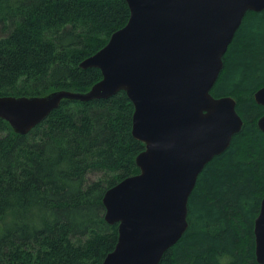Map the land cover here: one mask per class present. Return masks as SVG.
<instances>
[{
	"label": "trees",
	"instance_id": "16d2710c",
	"mask_svg": "<svg viewBox=\"0 0 264 264\" xmlns=\"http://www.w3.org/2000/svg\"><path fill=\"white\" fill-rule=\"evenodd\" d=\"M127 0H0V95L88 91L103 75L80 66L130 18ZM264 9L249 10L211 92L232 95L244 124L199 174L189 226L159 264H261L255 219L264 197ZM125 90L65 98L30 132L0 117V264H102L118 241L107 189L140 171ZM91 174L95 178H91Z\"/></svg>",
	"mask_w": 264,
	"mask_h": 264
},
{
	"label": "water",
	"instance_id": "95a60500",
	"mask_svg": "<svg viewBox=\"0 0 264 264\" xmlns=\"http://www.w3.org/2000/svg\"><path fill=\"white\" fill-rule=\"evenodd\" d=\"M127 2L128 22L80 63L102 71L88 91L0 95V117L26 134L65 98L89 101L125 90L135 107L133 135L145 148L136 158L140 171L104 194L105 218L118 223L119 235L102 264H159L188 229L199 174L243 127L236 98L211 90L245 14L263 10L264 0ZM254 97L264 106V86ZM258 126L264 131V114ZM254 233L264 264V197Z\"/></svg>",
	"mask_w": 264,
	"mask_h": 264
},
{
	"label": "rangeland",
	"instance_id": "374dc122",
	"mask_svg": "<svg viewBox=\"0 0 264 264\" xmlns=\"http://www.w3.org/2000/svg\"><path fill=\"white\" fill-rule=\"evenodd\" d=\"M2 34H3V30H2V27H1V24H0V37L2 36ZM91 178H95V175L91 174Z\"/></svg>",
	"mask_w": 264,
	"mask_h": 264
}]
</instances>
